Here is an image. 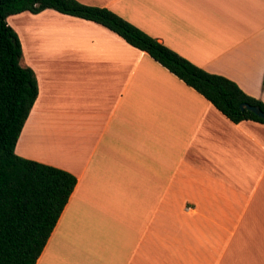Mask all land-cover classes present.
I'll list each match as a JSON object with an SVG mask.
<instances>
[{
	"label": "crops",
	"instance_id": "0c3cea01",
	"mask_svg": "<svg viewBox=\"0 0 264 264\" xmlns=\"http://www.w3.org/2000/svg\"><path fill=\"white\" fill-rule=\"evenodd\" d=\"M79 1L264 103V0ZM32 16L38 96L15 152L77 179L36 264H264V123L99 23Z\"/></svg>",
	"mask_w": 264,
	"mask_h": 264
},
{
	"label": "trees",
	"instance_id": "16d2710c",
	"mask_svg": "<svg viewBox=\"0 0 264 264\" xmlns=\"http://www.w3.org/2000/svg\"><path fill=\"white\" fill-rule=\"evenodd\" d=\"M48 8L114 31L202 94L233 122L249 119L264 123V118L239 106L248 102L264 111L261 100L245 93L232 79L194 64L107 7L79 0H0V264H36L77 181L67 170L15 152L38 96V82L34 70L20 62L21 40L8 17Z\"/></svg>",
	"mask_w": 264,
	"mask_h": 264
},
{
	"label": "rangeland",
	"instance_id": "374dc122",
	"mask_svg": "<svg viewBox=\"0 0 264 264\" xmlns=\"http://www.w3.org/2000/svg\"><path fill=\"white\" fill-rule=\"evenodd\" d=\"M33 14L34 13L28 11L12 14L8 17V22L17 31L23 47L27 49V52H30L34 55L36 46L34 43V39L35 41L37 40V34L35 35V33H37L39 28L37 23L39 20L37 17L32 16ZM28 58L29 55H26L25 59H23L22 57L20 61L21 64H28Z\"/></svg>",
	"mask_w": 264,
	"mask_h": 264
},
{
	"label": "water",
	"instance_id": "95a60500",
	"mask_svg": "<svg viewBox=\"0 0 264 264\" xmlns=\"http://www.w3.org/2000/svg\"><path fill=\"white\" fill-rule=\"evenodd\" d=\"M239 106L241 110H250L257 116L264 118V111L258 105L250 104L248 102H241Z\"/></svg>",
	"mask_w": 264,
	"mask_h": 264
}]
</instances>
